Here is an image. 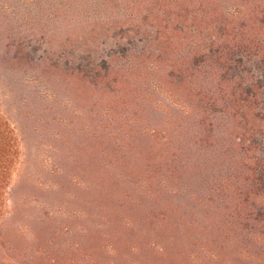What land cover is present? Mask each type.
<instances>
[{"label":"trees","instance_id":"obj_1","mask_svg":"<svg viewBox=\"0 0 264 264\" xmlns=\"http://www.w3.org/2000/svg\"><path fill=\"white\" fill-rule=\"evenodd\" d=\"M138 1L144 2L0 0V264H23L3 250L12 233L7 222L22 202L31 208L39 201L25 197L24 187L32 196L42 188L33 178L14 180L37 128L24 113L37 98L49 115L48 102L59 98L62 82L102 106L101 120L83 140L90 151L84 167L90 201L76 214L99 201L95 214L105 220L92 221L90 246L60 248L52 264L77 254L87 264H264V0H238L232 10L222 7L228 0H148L153 7L139 14L141 22L150 13L160 19L158 5L168 8L158 38L180 30L168 17H182L174 12L190 7L196 21L211 23L221 36L169 59L138 49L147 35L144 22L128 23L140 11ZM121 2L127 9L117 18ZM115 19L127 22L111 25ZM19 96L22 104L9 117L3 102ZM143 105L152 109L149 115L140 112ZM31 154L37 167L40 157ZM47 169L61 173L57 166ZM62 189L52 184L47 190ZM45 203L39 217L64 213V198ZM120 209L130 218L117 217ZM118 225L132 235L124 239ZM16 230L22 238L24 230ZM63 230H54L37 256L49 257ZM40 234L30 228L28 238L41 240Z\"/></svg>","mask_w":264,"mask_h":264},{"label":"rangeland","instance_id":"obj_2","mask_svg":"<svg viewBox=\"0 0 264 264\" xmlns=\"http://www.w3.org/2000/svg\"><path fill=\"white\" fill-rule=\"evenodd\" d=\"M143 1L144 2H141V4L139 1L137 2L138 4L136 3L134 7H136V9L138 7L137 10L140 11L135 12L134 15L130 17L131 20H129L128 23L134 24L139 22L142 24V22H144L142 25L143 27L145 26V32L147 35L143 38L144 42L139 43L137 46L138 49L141 50L140 52L144 53L145 56H151V58L161 56L164 59L181 58L187 55L192 48H197L198 42L205 45L212 42L214 38L221 37L215 26L211 25V23H199L196 21L195 11L190 7L183 13L178 11L174 12L182 15V17H176V15L168 17L169 20L180 27V30L177 29L173 32L170 30L169 33L164 30L160 35V38H158L157 28L160 23L159 20L163 18L165 13H169L168 8L163 7V5H158V10H161L160 19L152 16V13H150L151 17L149 20L141 22V20H137L139 14L142 16V14L146 13V10L153 7V4L148 5V0ZM238 3V0H228V2L222 5V7L227 10H232ZM181 6H177L176 10ZM125 8L127 9L125 3L121 2L120 6H117L115 9L117 14L115 17L118 16L117 18H121L122 16L119 12L122 13ZM143 9L144 11H142ZM115 20L116 21L114 22H110V24H122L123 22H127L124 19H120L121 21H118L117 19ZM175 24H173V28H175ZM45 47L46 44L42 45V47L40 46L41 53H43ZM65 84L62 82V89L59 98L55 99L52 97L50 99L51 101L48 102L49 115H44L45 111L43 110V104L40 102V99L37 98L32 100L33 105L31 109H28L24 113V118L36 123L37 128L30 139L31 145L33 146L31 147L32 152H28L26 149L25 152H23L21 159L22 165H19V168L14 175V180H19L20 177L22 178L24 176L26 178H33L36 181V185H40L42 188L32 196L29 194V191H27L28 186L26 187V190H24V187L22 194H24V196L27 194L25 197L28 196L33 200L38 199L39 201L36 203L35 201H32L33 204L31 205V208L23 205V202L21 203L22 208L19 214H17V217L14 220L7 222L10 223L9 225L11 226L10 230L12 233H10L8 241H3L5 246L3 249L4 252L15 255L23 264H52L51 262L54 261L53 258H55V254L58 252L56 250H59L60 248L66 250L69 245L75 242H81L82 246H90L93 243V233L90 234L88 230L93 224L92 221L102 222V220H105V218L100 216L99 213H97L98 215L95 214L97 209L99 212V201L98 203H93V207H89L85 215L83 214L81 216L76 214L77 207L84 206L87 200L90 201V197L88 194H85L86 190L84 189L86 185L84 181V178H86L84 173V167L87 164L86 153L90 151L88 144L83 143V140L86 139V135L89 133L87 130L90 124L96 125L97 122L99 123V120H101L99 118H101L102 115L99 114L103 112L102 106L99 103L90 105L91 103L89 104L87 101H83V97H80L79 95L80 93L70 92L66 89ZM43 86L44 85L39 86L40 92H42ZM147 87L149 88L146 84H143L142 86L144 89H147ZM153 98H155L154 100H157V102H163L162 96L156 95ZM5 100L7 101L3 102V109L10 117V114L14 115L15 109L18 108V105L22 104V96L15 99L9 97L7 99L5 98ZM177 102L179 101L177 100ZM137 107H139V105H137ZM146 109V106L144 108H139L142 113L146 111L145 116L146 114L149 115L152 110L148 108L147 112ZM84 112H86V114H84ZM151 116H153V114ZM153 119L154 116L150 120ZM11 120L13 123H16V116H13ZM161 120L164 121L163 118ZM157 122L161 123L159 119ZM27 153H29V155H27ZM31 153H36L37 156L40 157L36 162L37 167L33 165L35 157L32 156L33 154ZM46 160H49L50 164L47 163ZM55 166L58 168L60 167L61 173L59 175L49 174L47 168H54ZM33 179L29 181L30 184L33 183ZM29 183L27 182L28 185ZM52 184L63 186L62 191L60 190L59 193L53 191V193L48 192L47 189ZM61 197L64 198L65 201V206L62 207L63 214L51 213L49 217L44 219L39 217L43 212V207L48 206V203L43 204L44 201L57 203V200ZM104 206L105 208H109L107 207V204ZM121 211L122 210L120 209L119 216L117 217L121 220L127 219L129 215L121 213ZM61 227H64L65 231L63 230V233L57 235V248L51 249L52 252L49 257L46 255H42L44 258L41 255L37 256L38 253L36 251H46V246H48L46 244V239L49 235L54 230ZM30 228L41 231V240L33 241L28 238ZM118 228L119 229L117 230H120L121 236H125L124 239L126 236L130 237V230H126L119 225ZM16 229L24 230L22 238L20 235L18 236L20 233L17 234L15 232L18 231ZM28 239L31 242H29ZM15 246L21 249V255H19V252L14 254L15 248L13 247ZM188 252L191 253L190 250ZM182 254H185V252L182 251ZM69 257L70 261L67 263H65V260L60 259L61 264H87V261L80 259L83 257V254ZM147 264H171V262L152 259V261Z\"/></svg>","mask_w":264,"mask_h":264}]
</instances>
